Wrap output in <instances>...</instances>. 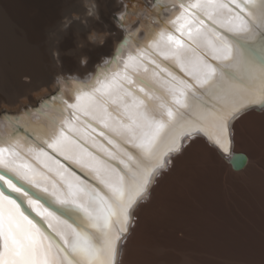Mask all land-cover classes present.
Wrapping results in <instances>:
<instances>
[{
    "label": "bare ground",
    "instance_id": "obj_1",
    "mask_svg": "<svg viewBox=\"0 0 264 264\" xmlns=\"http://www.w3.org/2000/svg\"><path fill=\"white\" fill-rule=\"evenodd\" d=\"M68 1H70L71 6L69 5L68 11L64 12L62 17H73L72 14L76 13L79 18L75 19L67 30H64L62 20H58L60 22L53 30H56V37L61 35L68 38L66 41L64 40L63 44H55L54 40L55 45L53 47L59 51L58 58L53 56L54 51L52 54L49 52V47L33 51L29 48L31 47L29 43V47H26L20 38L14 41L17 34H14L16 38L13 39V31L11 32L8 22L6 23L3 19V25L0 26L1 41L5 42L4 44L11 45L13 43L17 48L16 58H12L16 59L14 66L16 69L14 68V70L17 89H13L12 98L10 96L7 99L0 98V102L6 101L8 104L16 106L20 103L21 97L30 95L31 91L40 86L50 87L52 90L49 95L41 96L42 98H39L35 103H30L27 106L22 105L16 111L0 114V147L9 149L7 153H4V159L13 162L20 172L34 176V185L18 180L29 186L36 194L43 189H48L49 192H57L63 195L62 182L58 173L73 180L75 177H79L90 184H94L102 192L106 191L98 181L92 179L96 168L109 175L115 182L119 178L117 169L123 168V165L119 163L120 160L128 162L130 153L135 155L138 160L142 158L139 150L133 147L127 131L121 127L122 123L127 122V118L123 115V108H118L117 104L108 103L105 105L107 108V113H105L103 109L88 106L87 101H84L86 106L83 109L68 107L70 104L77 103V93L92 92L93 88L99 86L96 83L97 79L101 83H107L115 78L124 88L132 91L140 98H144L143 93L139 92V89L143 87L145 92L155 95L157 91H160L164 93L165 99H170L165 90L166 80L172 77H175L177 82L188 79L180 68V62L182 61L187 65L193 56L187 36L190 29L193 38L196 40L198 53L205 57L211 56L208 42L203 39L208 22L205 20V24L201 25L199 20L191 15V13L200 10L189 9V13H186L183 19L176 20L180 12L178 5L181 0H94V3L98 5L99 21L86 15L87 9L92 7L93 0H87V4L86 0ZM195 2L196 0H184L186 6ZM116 13H120L119 18H116ZM223 18L227 19V16L225 15ZM85 19L87 20L86 26L81 23ZM189 20L191 23H186ZM181 24H185L182 29L180 28ZM197 28L201 30L199 35L196 32ZM93 29L109 34L102 50L97 51V47L87 41L88 33ZM161 31H164L166 36L171 34L177 39L183 40L184 47L176 49L167 42H161L154 47L153 43L158 39V34ZM102 38L97 37V40ZM208 40L217 47L221 46L220 42L215 40L211 34H208ZM81 42L84 43L85 47H76ZM246 43L258 44L259 38L248 40ZM116 44L119 47L113 54ZM1 48L4 49V46ZM95 49L96 52L91 54V51ZM69 50H71L70 54ZM175 52H179V61L175 55L171 54ZM165 54H168L167 58H165ZM82 55L90 57L91 62L89 61L86 68H81L78 63ZM104 56L111 58L98 64ZM129 56L135 59L130 62ZM60 62H62V66H60ZM255 63L259 65L256 60ZM126 64L129 66L126 67ZM71 73H79V76L66 75ZM60 74H64V77L58 82L56 77ZM5 75L7 74L5 73ZM141 80H145L147 83H141ZM129 81L131 82L129 83ZM96 99L102 101L99 94L96 95ZM33 101L35 100L33 99ZM30 102L32 101L30 100ZM123 102L131 107V97L125 96ZM45 105H50V107H45ZM149 111L160 118L161 110L155 101L150 102ZM17 116H19V121L16 119ZM47 117H55V123L53 124ZM258 117L260 118L258 119ZM260 120H262L261 123ZM262 123H264V108H252L240 116L233 126V153H241L240 149H244L246 143L251 139L249 132L251 133L255 126ZM45 128L48 131H55L57 134L62 132L63 136L60 138L64 140L66 137L67 139L57 149L49 148L42 143L41 139L36 138L43 136ZM18 129H22V131H18ZM242 129L245 130L243 139L240 137ZM51 139L54 140L55 137ZM12 145H15L16 155L11 154ZM189 152L200 153L199 158L205 162L203 169H199L203 182L200 179L201 183L196 182L194 185L191 184L192 186L189 185L190 183L188 185L183 183L180 185L181 187L175 186L173 188L168 183L175 180L179 166L185 163L183 160ZM166 160V167L155 174L144 198L133 209L129 235L119 247L117 264H131L132 244L141 228L144 216L155 211L154 209L162 203V215L158 227L162 229L160 233L177 246L190 245V249L188 245L186 247L189 249L188 252L191 251L193 255L190 256V260L187 258V262H191L194 253L200 262L199 264H226L227 262L225 263L224 260L235 257L240 261L243 258H241L242 256L241 259L238 257L245 251L244 249L248 252L249 257L253 248L247 246V248L242 249L243 242H245L243 240L245 228L241 220V212L239 214V202L234 197L236 195L226 193L231 189L227 190L225 187L226 166L224 165L233 168L231 157L222 154L203 139L194 141L186 139L181 152L171 154ZM219 171L221 172L220 175L216 179L213 178L215 172L218 173ZM217 173L216 175H218ZM11 175L16 178L15 175ZM206 175L208 177L210 175L214 182ZM84 176L85 178H83ZM5 179L7 178L5 177ZM35 185L39 187L37 188ZM22 192L24 191L22 190ZM167 192L169 193L166 196ZM173 192L175 195L177 193L176 197ZM40 196L45 197L44 195ZM80 199L83 201L85 197L82 196ZM24 205L25 214L34 223H37L42 231L49 235H52L53 230L66 231V226L61 220L56 215L49 216L48 212L45 211L46 207L37 200L34 206L28 203H24ZM26 211H29L28 213L31 215H36L40 219V223ZM49 224L52 226L51 229L48 227ZM46 228L49 232L45 230ZM181 228L186 230L184 232L188 234V237L183 236L186 240L175 236L177 235L175 232L182 230ZM247 234L248 241H246L250 242L248 244L256 243V240L253 241L252 239L253 232L248 230ZM256 239L258 238L256 237ZM2 246L3 241L0 238V250H2ZM261 247L264 248V244ZM184 254L189 256L190 253ZM248 261L253 262L252 258H248ZM248 261L246 262L249 263ZM196 262L198 261L196 260Z\"/></svg>",
    "mask_w": 264,
    "mask_h": 264
},
{
    "label": "snow or ice",
    "instance_id": "obj_2",
    "mask_svg": "<svg viewBox=\"0 0 264 264\" xmlns=\"http://www.w3.org/2000/svg\"><path fill=\"white\" fill-rule=\"evenodd\" d=\"M178 7L180 12L176 20L183 19L189 9L200 10L191 15L201 25L205 20L208 22L203 39L208 42L211 56L198 53L190 29L187 36L193 56L187 65L180 62L188 79L177 82L172 77L166 80L165 90L170 99H165L160 91L155 95L145 92L143 87L139 92L144 98H140L113 78L107 83L97 79L98 87L92 92L77 93V103L68 105L83 109L87 101L88 106L103 109L105 113L108 103L123 108L127 122L121 127L127 131L142 158L138 160L130 153L128 162L120 160L123 168L117 169L119 178L115 182L96 168L92 179L103 186L106 190L103 192L79 177L73 180L58 173L63 195L48 189L38 194L47 197L48 203L55 206L53 211L48 208L45 211L49 216L56 215L66 231L53 230L49 235L25 214L17 197L33 206L36 200L5 176L11 173L29 185L35 184V178L20 172L13 162L4 159L9 149L0 147V172L4 173L0 175V238L3 241L0 264H116L119 242L129 231L133 209L144 198L155 174L166 167V158L180 153L186 139H203L222 154L229 152L235 122L253 104L264 106V0H196L187 6L181 0ZM225 15L227 19L223 18ZM184 27L185 24L180 25L181 29ZM196 32L201 34L200 28ZM208 34L221 46L212 44ZM257 38L258 44L246 43ZM161 42L176 49L184 47L183 40L171 34L166 36L164 31L158 34L153 46ZM171 54L180 60L179 52ZM134 59L128 58L130 62ZM256 59L261 61L259 65ZM141 83L147 81L141 80ZM97 94L102 101L96 99ZM125 96L131 97V107L123 102ZM152 101L161 110L160 118L149 111ZM16 119L19 121V116ZM47 119L55 123V117ZM62 136V132L57 134L45 128L43 136L36 138L49 148L57 149L67 139L62 140ZM11 154H17L15 145H12ZM82 196L85 197L83 201Z\"/></svg>",
    "mask_w": 264,
    "mask_h": 264
},
{
    "label": "rangeland",
    "instance_id": "obj_3",
    "mask_svg": "<svg viewBox=\"0 0 264 264\" xmlns=\"http://www.w3.org/2000/svg\"><path fill=\"white\" fill-rule=\"evenodd\" d=\"M67 1L68 0H0V20H1L0 26L3 25L2 22L3 19L6 23L8 22L11 28V32L12 31L14 32V33L12 32L13 39L16 38L15 35L17 34V38L14 41L20 38V40H22L21 42H23L24 45L26 44L25 45L26 47L31 46L29 48H31L33 51L36 49L39 50L41 48L45 49V47L46 48L49 47L48 50L52 54L53 51L56 52V49L53 47L55 44H63L68 39L67 37L61 35H58L59 37L57 36L58 37L57 38L56 30L53 31L54 28L57 27V23L60 22L58 20L63 19L62 15L64 14V12L68 11L67 9H69V7L71 6L70 5L71 3H69L70 1L68 2ZM72 15L79 16L76 13ZM47 37L48 39H46ZM1 40L2 39H0V41ZM54 40H55V44H54ZM4 43L5 42L3 41L0 42V73H1L0 98L7 99L10 97L12 98L14 95L13 89H17L16 81H15L16 80L15 70H14L15 68L14 66L16 65L15 63L16 59H12V58H16L15 56L17 53L16 52L17 48L13 43L11 45L8 44L7 42H6L7 44ZM3 46L4 49L1 48ZM100 49L102 50L103 46L97 47V51ZM95 52L96 49L92 50L91 54H94ZM3 56L4 59H2ZM5 73L7 75H5ZM51 92L52 90L50 87L48 88L45 86H40L37 89L31 91L30 95L21 97L19 99L20 103L17 104L16 106H12L8 104V102L6 101H1L0 114H3L4 112H13L16 111L17 108L21 107L22 105L27 106L30 103H35L39 100V98H42L44 95H49ZM33 99L35 101H33ZM30 100L32 102H30ZM259 118L260 117H258V119ZM261 122L262 120H260V123ZM244 132L245 130L242 131L241 135L245 134ZM252 132H253L252 140L254 144L252 146L254 147V150L242 149L240 151L241 153H244L249 157V159L251 160V165L241 171L233 170V168H231L229 165L228 166L224 165L226 166L225 173L227 172V174L224 173L225 176L224 175L223 176L226 178L225 182L227 183V184L225 183V187L227 188V190L231 189L230 190L231 192L227 191L226 193L230 195L231 194L236 195L234 197L239 202V206H240L239 214L241 212L240 216L244 224L243 227L245 228L243 232V240L246 242V243L243 242L244 246L242 247V249L247 248L248 246L253 248V251L249 253V257H248V252H246V249H244L245 251L243 250L244 252L242 251L243 252L241 253L242 255L240 254V256L238 257L240 258L242 256L241 258L243 259L240 258L241 260L239 261V259L237 260L236 257L231 259L227 258L226 260H224L225 263L227 262L226 264H228V261L229 264H243V263L264 264V248L261 247L264 244L263 242L264 241V123L255 126ZM258 148H260L262 152L257 153ZM187 154L184 158L185 160H183L185 161V163L182 164V166H179V172L176 173L178 174L177 177L173 182L168 183L171 184L170 186H173V188L175 186L179 187L183 183L184 185L186 184L188 185L189 183H190L189 185L191 184L194 185L196 182L197 183L198 182L201 183V181L203 182V177L200 176L199 169H203V167L205 166V162H203L199 158L200 153L198 154L195 152L194 153L189 152ZM216 173L217 172H215V175L212 176L215 179L220 175L221 172L219 171L217 173L218 175H216ZM212 177L209 175L208 178H210L211 181L214 182V179ZM168 193L169 192L166 193V196ZM174 193L175 192H173V195L176 197L177 193L176 195ZM161 205L163 206V203ZM161 205L158 208L156 207L154 209L155 211H152L144 216L141 228L136 234V237L132 244V249L130 252L131 264H190L191 262H192L191 264H195V263L199 264L200 262L197 259V256H195L196 255L195 253H194V257L198 262H196V260L194 261V257L191 258V262L190 261L187 262V258H189L190 260V256L193 255L191 251L188 252V250L190 249L189 244H185V245L183 244L177 246L174 243L170 242L166 237L161 235L160 232L162 231V229L158 228L160 224L159 220L162 215V208H163ZM181 229L182 230H177L175 232V234L177 233V235H175L176 238L181 239L188 237L187 232L186 233L184 232L186 230H184L183 228ZM248 230H251L253 232V236H252L253 241L254 239L256 240L255 241L256 243L251 245L248 244L250 242H247L248 237L246 236L249 235L247 234ZM256 237L258 239H256ZM259 241L262 243H260ZM187 245L189 249L186 247ZM182 246L183 248H180ZM184 253H187V255L189 253L190 254L189 256H186V254ZM184 255L186 256V258ZM248 258L249 259L252 258L254 263L248 261ZM246 261H248L249 263H247Z\"/></svg>",
    "mask_w": 264,
    "mask_h": 264
},
{
    "label": "clouds",
    "instance_id": "obj_4",
    "mask_svg": "<svg viewBox=\"0 0 264 264\" xmlns=\"http://www.w3.org/2000/svg\"><path fill=\"white\" fill-rule=\"evenodd\" d=\"M86 4H87V0H86ZM86 15H87V17L96 19L97 21L100 20L98 5H96L94 3V0L92 2V7L87 9ZM116 16L119 17L120 13H116ZM78 18H79L78 16L64 17L62 19V25L64 27V30H67V28L71 26L73 21L75 19H78ZM81 23L85 24V26H86L87 25V20L86 19L82 20ZM108 35L109 34L107 32H97L95 29H93L92 31H90L88 33L87 41H88L89 44H93L96 47H102L105 44L106 40L108 39ZM97 37H103V38L97 40ZM76 47L83 48V47H85V45H84L83 42H81V43H78ZM118 47H119L118 44L114 45L113 54H115V50ZM70 52H71V50H69V54H70ZM53 56L58 58L59 57V51L57 50L56 52H54ZM110 58H111L110 56H104V57L101 58V61L98 64L104 63L107 60H109ZM89 59H90V57L87 56V55L80 56L79 61H78L80 67L81 68H86L88 63H89ZM60 66H62V62H60ZM66 75L71 76V77H78L79 73H71V74H66ZM63 77H64V74H60V75H58L56 77V79L59 82L60 80L63 79Z\"/></svg>",
    "mask_w": 264,
    "mask_h": 264
},
{
    "label": "water",
    "instance_id": "obj_5",
    "mask_svg": "<svg viewBox=\"0 0 264 264\" xmlns=\"http://www.w3.org/2000/svg\"><path fill=\"white\" fill-rule=\"evenodd\" d=\"M256 61L258 62V64L261 63V61L259 59H256ZM252 108H264V106H262L260 104H253L250 109H252ZM233 149H234V143H232L230 151L227 152V153H223V154L226 155V156H228V157H231V164H232V167H233L234 170H237V171L242 170L247 165V162H248L247 156L244 153H239V154L233 153ZM237 165L240 166V167L238 168ZM0 174L1 175H4V173H2V172H0ZM78 174H81V173L78 172ZM81 176H83V175L81 174ZM5 177L7 179H11L12 182L14 184H16L18 187H20L24 192H27L29 195H32L35 200H37L43 206H45L46 208H48V210H50V211H53L54 210L53 207H55V206L50 205L48 203V198H45L43 196H40V195L36 194L34 191H32V189L29 186L25 185L23 182H20L17 178H15L14 176H12L11 174L6 175ZM83 178H85V176ZM8 191H11V190L8 189ZM13 196L15 197L16 194L13 193ZM17 200H18L19 203H22V205L25 206L20 197H17ZM26 212L28 213L29 211H26ZM28 214L30 216H32V218L34 220H36L38 223H40V219L36 215H34V214L31 215L30 213H28ZM45 230H47L49 232V230L47 228ZM50 234H51V232H50ZM128 235H129V231L120 240L119 247H120V245L123 243V241L126 239V237ZM118 253H119V249H118ZM117 257H118V255H117ZM117 257H116V264H117Z\"/></svg>",
    "mask_w": 264,
    "mask_h": 264
},
{
    "label": "crops",
    "instance_id": "obj_6",
    "mask_svg": "<svg viewBox=\"0 0 264 264\" xmlns=\"http://www.w3.org/2000/svg\"><path fill=\"white\" fill-rule=\"evenodd\" d=\"M242 131H243V129L240 131V137H241V138H242V137L244 138V134L241 135V132H242ZM244 133H245V132H244ZM249 134H250L251 139H249L250 142L248 141V142L246 143L244 149L254 150V147H252V145H254V144H253V140H252V138H253V132L251 131V133L249 132ZM251 135H252V136H251ZM243 138H242V139H243ZM250 143H251V145H250ZM248 146H249V148H247ZM251 148H253V149H251ZM240 150H242V149H240ZM260 152H262V151H261L260 148H258L257 153H260ZM247 157H248V156H247ZM248 159H249V157H248ZM249 165H251L250 159H249V162H248V164H247L246 167H249ZM246 167H245V168H246ZM245 168H244V169H245ZM244 169H243V170H244Z\"/></svg>",
    "mask_w": 264,
    "mask_h": 264
}]
</instances>
